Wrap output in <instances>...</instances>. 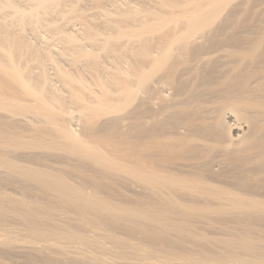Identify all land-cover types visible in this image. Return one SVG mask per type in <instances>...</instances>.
Listing matches in <instances>:
<instances>
[{"label":"bare ground","instance_id":"obj_1","mask_svg":"<svg viewBox=\"0 0 264 264\" xmlns=\"http://www.w3.org/2000/svg\"><path fill=\"white\" fill-rule=\"evenodd\" d=\"M0 264H264V0H0Z\"/></svg>","mask_w":264,"mask_h":264}]
</instances>
